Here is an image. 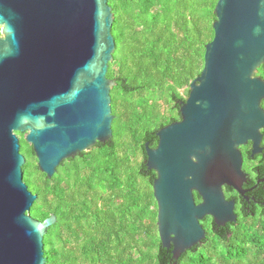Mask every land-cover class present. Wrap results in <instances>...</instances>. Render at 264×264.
<instances>
[{
  "label": "water",
  "instance_id": "obj_1",
  "mask_svg": "<svg viewBox=\"0 0 264 264\" xmlns=\"http://www.w3.org/2000/svg\"><path fill=\"white\" fill-rule=\"evenodd\" d=\"M215 14L181 120L157 133L156 148L146 144L159 235L177 261L206 238L208 216L218 227L238 221L224 188L244 196L241 147L262 152L264 0H219ZM114 22L109 0H0V264H46L44 239L58 220L29 214L38 196L24 181L19 134L49 178L113 138Z\"/></svg>",
  "mask_w": 264,
  "mask_h": 264
},
{
  "label": "trees",
  "instance_id": "obj_2",
  "mask_svg": "<svg viewBox=\"0 0 264 264\" xmlns=\"http://www.w3.org/2000/svg\"><path fill=\"white\" fill-rule=\"evenodd\" d=\"M218 1L109 0L117 43L107 75L117 83L113 138L65 160L49 178L19 134L24 181L38 196L29 214L58 219L44 239L46 264H264V214L227 228L208 216L206 238L178 261L159 235L157 173L147 166L146 144L156 148L157 133L181 120L180 102L215 37ZM258 75L264 79V65ZM224 191L233 198L232 188ZM195 199L202 201L197 193Z\"/></svg>",
  "mask_w": 264,
  "mask_h": 264
},
{
  "label": "flooded vegetation",
  "instance_id": "obj_3",
  "mask_svg": "<svg viewBox=\"0 0 264 264\" xmlns=\"http://www.w3.org/2000/svg\"><path fill=\"white\" fill-rule=\"evenodd\" d=\"M11 1H13V3L15 2V0ZM4 36L5 34L3 33V30L0 28V39L4 38ZM262 134L264 135V129L262 130ZM260 147L262 152L255 156L252 155L254 150V143L252 141H249L247 145L241 147L244 157V171L248 174V181L245 183L244 189L249 191L242 196L240 195V192H237L232 188L235 194L233 198L227 199L236 201L235 212L238 215V221L236 223L227 224L225 228L229 225L232 227V224L239 225L243 216L256 217L264 214V136ZM249 159L251 160V163L247 168Z\"/></svg>",
  "mask_w": 264,
  "mask_h": 264
},
{
  "label": "rangeland",
  "instance_id": "obj_4",
  "mask_svg": "<svg viewBox=\"0 0 264 264\" xmlns=\"http://www.w3.org/2000/svg\"><path fill=\"white\" fill-rule=\"evenodd\" d=\"M181 93H182V95H183V96H185V97H186L185 90H181Z\"/></svg>",
  "mask_w": 264,
  "mask_h": 264
}]
</instances>
